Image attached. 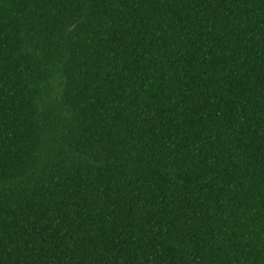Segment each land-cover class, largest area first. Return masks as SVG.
I'll use <instances>...</instances> for the list:
<instances>
[{"label": "trees", "instance_id": "16d2710c", "mask_svg": "<svg viewBox=\"0 0 264 264\" xmlns=\"http://www.w3.org/2000/svg\"><path fill=\"white\" fill-rule=\"evenodd\" d=\"M0 264H264V0H0Z\"/></svg>", "mask_w": 264, "mask_h": 264}]
</instances>
